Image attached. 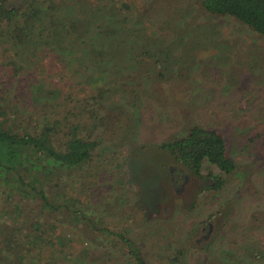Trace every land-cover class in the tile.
<instances>
[{
    "label": "rangeland",
    "instance_id": "1",
    "mask_svg": "<svg viewBox=\"0 0 264 264\" xmlns=\"http://www.w3.org/2000/svg\"><path fill=\"white\" fill-rule=\"evenodd\" d=\"M128 1L134 7L132 19L141 12V26H149L150 34L128 36L125 42L149 52L150 48L173 46L180 58L163 82L144 80L146 68L135 66L131 72L137 76L134 83L141 98L145 97L142 105L124 106L123 111L112 104L107 126L92 130L99 141L96 153L110 160V166H98L99 179L93 181V188L100 193L89 209L107 225L124 229L141 246L149 264H173L168 257L175 247L183 248L185 255L177 264H264V254L261 259L251 256L260 250L264 253V218L256 216L264 212V141L250 144L246 140L264 130V35L232 17L205 12L201 0ZM108 17L112 18L111 13ZM125 48L122 52H132ZM13 52L0 44V63ZM44 52L22 64L21 91L27 94L28 103L6 101L11 111L17 110L16 104L21 109L19 115L7 111L10 119L14 116L21 122L30 114L36 120L59 117L62 107L52 104L73 105L84 86L57 51ZM7 72L2 66L1 75L6 77ZM81 78L91 80L93 75L87 70ZM122 82L118 80L116 87ZM11 90L8 97L13 96ZM45 90L52 92L49 97L37 96ZM45 102L50 105L44 109ZM116 115L119 118L113 122ZM122 125L123 129L117 128ZM192 125L219 130L227 155L240 166L228 186L199 195L196 208L188 206L195 200L198 181L187 176L176 186L171 176L176 164L157 148L184 135ZM202 164L203 173L219 174L216 166L207 161ZM138 199L146 209L137 206ZM210 214L214 216L209 221ZM165 218L167 223L159 222ZM201 222H208V233L202 231L207 226H200ZM245 245L253 248L241 250ZM243 255L249 258L246 263L240 261ZM112 264L131 263L120 256Z\"/></svg>",
    "mask_w": 264,
    "mask_h": 264
},
{
    "label": "trees",
    "instance_id": "2",
    "mask_svg": "<svg viewBox=\"0 0 264 264\" xmlns=\"http://www.w3.org/2000/svg\"><path fill=\"white\" fill-rule=\"evenodd\" d=\"M200 4L205 12L232 17L264 35V0H201ZM133 9L128 0H0V44L14 51L10 59L0 63V262L112 264L114 258L125 256L131 264H149L141 246L124 229L102 222L88 207L100 193L93 188V181L99 179L98 166H110V160L96 153L99 141L92 130L107 126L112 104L117 103L123 111L124 106L142 105L145 97L141 98L134 83L137 76L131 72L135 66L146 68L144 80L163 82L180 58L173 46L150 48L149 52L138 44L134 47V42H125L128 36L150 34L149 26H141V12L132 19ZM125 46L131 49L130 54L122 52ZM47 50L57 51L68 61L72 73L80 75L77 82L84 86L75 103L52 104L53 108L62 107L63 115L59 117L36 120L30 114L21 122L14 116L10 119L6 101L28 103L27 94L21 91L22 64ZM2 66L8 69L6 77L1 75ZM87 70L93 79L81 78ZM118 80H123L126 95L122 86L116 87ZM178 83L181 91L182 83ZM11 89L13 96L8 97ZM45 91L37 92V96L44 93L49 97L52 93ZM49 105L45 102L41 107ZM15 106L17 110L11 113L21 114ZM114 117L113 122L119 118ZM117 128L123 129V125ZM263 131L246 140L250 144L264 141ZM157 148L174 160L176 169L171 176L176 186L187 176L198 181L199 189L189 208L197 207L199 195L228 186L240 168L227 155L224 135L215 128L192 125L184 135L164 141ZM203 161L216 166L219 174L203 173ZM136 204L146 209L139 199ZM213 216L208 215V220ZM256 216L264 218V212ZM207 223L201 222L200 226ZM204 230L210 231L208 226ZM182 249L175 247L168 260L180 263L185 257ZM261 254L260 250L251 256L261 259ZM20 256L22 260L18 261ZM245 256L240 261L246 263L249 258Z\"/></svg>",
    "mask_w": 264,
    "mask_h": 264
}]
</instances>
